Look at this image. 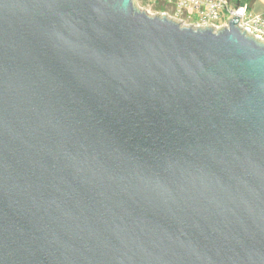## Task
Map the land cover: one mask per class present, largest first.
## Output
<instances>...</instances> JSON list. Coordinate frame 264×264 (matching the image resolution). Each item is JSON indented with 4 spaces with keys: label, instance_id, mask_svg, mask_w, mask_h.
<instances>
[{
    "label": "water",
    "instance_id": "1",
    "mask_svg": "<svg viewBox=\"0 0 264 264\" xmlns=\"http://www.w3.org/2000/svg\"><path fill=\"white\" fill-rule=\"evenodd\" d=\"M134 0H0V264H264V41Z\"/></svg>",
    "mask_w": 264,
    "mask_h": 264
},
{
    "label": "built area",
    "instance_id": "2",
    "mask_svg": "<svg viewBox=\"0 0 264 264\" xmlns=\"http://www.w3.org/2000/svg\"><path fill=\"white\" fill-rule=\"evenodd\" d=\"M158 2V0H151ZM174 6L169 17L194 27L228 26L235 14L242 15L238 26L249 34L264 41V16L253 13L247 3L236 5L231 0H164Z\"/></svg>",
    "mask_w": 264,
    "mask_h": 264
},
{
    "label": "crops",
    "instance_id": "3",
    "mask_svg": "<svg viewBox=\"0 0 264 264\" xmlns=\"http://www.w3.org/2000/svg\"><path fill=\"white\" fill-rule=\"evenodd\" d=\"M150 6L156 8L159 12H174V6L172 4L166 3L164 0H158V2H152L151 0H145ZM152 2V3H149ZM250 10L253 13L264 16V0H256L250 5Z\"/></svg>",
    "mask_w": 264,
    "mask_h": 264
},
{
    "label": "rangeland",
    "instance_id": "4",
    "mask_svg": "<svg viewBox=\"0 0 264 264\" xmlns=\"http://www.w3.org/2000/svg\"><path fill=\"white\" fill-rule=\"evenodd\" d=\"M134 1L137 6H139L140 8L144 10H147V12L150 14L162 13V12L157 11L155 7L148 5L145 0H134ZM149 3H152V2H149Z\"/></svg>",
    "mask_w": 264,
    "mask_h": 264
},
{
    "label": "trees",
    "instance_id": "5",
    "mask_svg": "<svg viewBox=\"0 0 264 264\" xmlns=\"http://www.w3.org/2000/svg\"><path fill=\"white\" fill-rule=\"evenodd\" d=\"M254 1H256V0H231V2H232L233 4L241 5V4L247 3L249 6H250L251 3H253Z\"/></svg>",
    "mask_w": 264,
    "mask_h": 264
}]
</instances>
